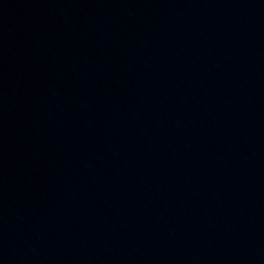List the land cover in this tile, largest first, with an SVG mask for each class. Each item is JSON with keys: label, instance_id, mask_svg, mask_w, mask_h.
Masks as SVG:
<instances>
[{"label": "water", "instance_id": "95a60500", "mask_svg": "<svg viewBox=\"0 0 264 264\" xmlns=\"http://www.w3.org/2000/svg\"><path fill=\"white\" fill-rule=\"evenodd\" d=\"M0 264H264V0H0Z\"/></svg>", "mask_w": 264, "mask_h": 264}]
</instances>
